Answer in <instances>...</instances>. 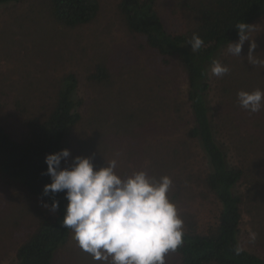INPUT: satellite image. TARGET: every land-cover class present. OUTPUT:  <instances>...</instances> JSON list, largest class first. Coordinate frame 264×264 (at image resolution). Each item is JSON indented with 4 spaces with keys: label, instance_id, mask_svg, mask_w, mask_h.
<instances>
[{
    "label": "rangeland",
    "instance_id": "obj_1",
    "mask_svg": "<svg viewBox=\"0 0 264 264\" xmlns=\"http://www.w3.org/2000/svg\"><path fill=\"white\" fill-rule=\"evenodd\" d=\"M118 1L99 0L98 17L93 23L67 29L60 28L46 14L41 0L0 4V124L8 132L16 133L25 112L30 117L45 114L60 86L58 80L62 74H75L78 83L73 97L75 101H81L82 113L88 110V102L100 101L97 96L103 95L108 87L111 101L115 102L101 105L95 102L87 133L92 142L77 147L73 136L79 132L74 131L70 136L68 164L79 156V151L83 152L81 157H92L94 152L104 165L115 159L116 172L127 176L138 170L155 173L159 168L155 163L158 161L161 166L167 160L166 155L170 156V165L175 168L169 177L174 172L179 177L181 174L176 186L172 187L175 195L172 202L177 206L183 224L191 219L185 220L183 213H189L202 227L208 226L215 222L219 208L211 202L212 194L204 183L211 167L203 149L197 140L184 136L192 123L191 111L184 102L185 72L174 57L162 61L153 49L143 45V36L126 30L117 10ZM177 1H158L163 22L170 31H181L193 23L189 13L176 5ZM252 25H255V31L250 33V39L257 45L253 54L264 59V14ZM47 41L50 44L47 45ZM227 48L228 44L222 46L213 60L226 65L230 71L217 78L211 75L212 63L209 64L207 78L211 88L206 101L213 109L210 117L221 114L216 139L225 154L227 166L239 165L244 171L241 181L255 186V195L246 193L241 204L238 242L241 247L257 252L262 239L256 241V237L264 235V109L253 114L240 109L237 94L256 89L264 91V68L248 63L249 42L244 43L241 56L231 55ZM98 61L104 62L111 74L107 83L94 82L87 77ZM145 80L149 82L146 87L141 83ZM122 101H129L126 108ZM157 101H177V126L160 131L166 116L171 113L169 108L160 114V108L154 106ZM156 131L160 140L156 139ZM181 140L185 141V147L175 159L171 145ZM67 166L64 164L63 167ZM239 189L246 191L242 183ZM16 198L20 206L35 204V212L26 211L24 217L19 216L15 205L12 206ZM42 202L23 186L0 174V264L16 262V246L24 238L17 233L29 231L38 223L40 215L36 212L44 208ZM72 235L70 231L66 242L55 252L53 264H106L93 260L90 254L82 251ZM166 264H180L179 256L169 253Z\"/></svg>",
    "mask_w": 264,
    "mask_h": 264
},
{
    "label": "trees",
    "instance_id": "obj_2",
    "mask_svg": "<svg viewBox=\"0 0 264 264\" xmlns=\"http://www.w3.org/2000/svg\"><path fill=\"white\" fill-rule=\"evenodd\" d=\"M22 1L0 0V4ZM158 1L119 0L117 10L129 33L143 36L145 41L143 45L153 49L162 57V61L174 57L184 70L187 79L184 102L192 116V123L184 131V136L197 140L203 149L211 167L206 172L204 183L212 194L211 202L217 204L219 208L215 222L205 227L192 218L194 217L192 214L183 213L185 220L191 219L186 221V225L183 224V244L174 253L179 256L180 264H264L263 234L256 237V241L262 239L257 252L241 247L238 242L242 217L241 204L246 193L255 195L253 189L255 186H251L247 181H241L244 171L239 165L227 166L225 154L216 139L219 137L217 127L221 122V114L216 111L219 115L210 117L213 109L209 106V101H206L211 88L207 78L208 66L212 63L214 55L222 46L238 40V30L235 28L237 23L252 24L264 14V0H178L176 5L186 10L193 19L192 25L186 26L181 31L167 30L158 9ZM41 7L60 28L67 29L93 23L98 17L100 4L99 0H41ZM194 34L204 41V46L196 52H192L190 46ZM46 44L50 42L47 41ZM91 68L92 72L87 76L89 79L94 82L110 81L111 74L104 62L98 61ZM58 82L60 86L57 87L55 97H52L53 101L49 103L50 106L46 108L45 114L30 117L25 112L23 115L25 117L18 122L16 133L8 132L0 124V174L12 179L23 186L28 193L49 205L53 199L51 193L49 196L42 195L44 185L51 183L50 177L42 174L47 169L45 156L62 149H69L70 136L74 131L79 132V135L73 136L77 147L91 143L92 140L87 134L91 110L97 102L100 105L107 104L108 101L115 102L111 101V92L105 87V93L97 96L100 101L88 102V110L82 113L81 101H75L73 97L78 83L75 74L72 72L62 74ZM141 83L146 87L149 82L145 80ZM128 102L122 101L125 108ZM176 104L177 101L154 103V106L160 108V114L166 113L170 108L171 115L166 116L164 127L160 131L177 126L176 120L179 115L176 113ZM131 117L132 113L129 114V118ZM81 122L83 126L79 127ZM159 138L157 135L156 139L160 140ZM182 147H185L184 140L179 143L174 141L171 145L176 155L175 159ZM86 149L93 152L89 148ZM80 152L79 156L83 153ZM92 158L94 170L106 166L100 163L98 154L93 152ZM166 158L161 166L158 161L155 163L159 166L155 173L147 174H152L151 176L157 179L169 176L175 167L170 165V156L166 155ZM173 174L172 187L176 186L181 178V174L180 177L176 172ZM241 183L246 187V191L239 189ZM172 187L168 193L171 202L175 196ZM54 198L59 200V208L55 213L37 207L36 213L40 215L38 223L33 224L29 231H18L17 234L23 235L24 238L16 246V262L13 261L12 264H53L55 252L66 242L71 231L62 227L68 203L65 193H57ZM18 201L19 199H14L12 206L15 205L19 216L24 217L26 211L35 212V204L32 207L29 205L25 207V204L20 206Z\"/></svg>",
    "mask_w": 264,
    "mask_h": 264
},
{
    "label": "clouds",
    "instance_id": "obj_3",
    "mask_svg": "<svg viewBox=\"0 0 264 264\" xmlns=\"http://www.w3.org/2000/svg\"><path fill=\"white\" fill-rule=\"evenodd\" d=\"M238 42H229L227 51L241 56L244 43L249 42L248 63L264 68V59L253 53L257 45L250 39L255 25L239 22ZM191 51L204 46L203 39L194 34ZM211 75L222 78L230 69L213 60ZM239 106L250 114L264 109V91H240ZM71 153L62 149L45 156L46 172L51 183L43 187V196L51 193L49 205L42 206L55 213L59 200L55 195L65 193L67 205L62 227L71 230L76 245L95 261L106 264H166V256L183 244V220L168 193L173 181L169 176L157 179L143 170L121 176L116 172L115 159L94 170L92 157L76 156L68 164ZM62 162L67 167H62ZM255 238L253 234V239Z\"/></svg>",
    "mask_w": 264,
    "mask_h": 264
}]
</instances>
